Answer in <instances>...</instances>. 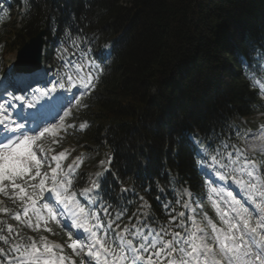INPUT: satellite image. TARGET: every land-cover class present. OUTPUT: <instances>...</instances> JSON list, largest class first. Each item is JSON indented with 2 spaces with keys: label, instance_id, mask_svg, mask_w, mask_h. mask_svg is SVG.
Wrapping results in <instances>:
<instances>
[{
  "label": "trees",
  "instance_id": "obj_1",
  "mask_svg": "<svg viewBox=\"0 0 264 264\" xmlns=\"http://www.w3.org/2000/svg\"><path fill=\"white\" fill-rule=\"evenodd\" d=\"M120 1L27 0L13 43L22 46L42 28L49 33L57 27L65 44L74 46L62 27L66 22L93 34L96 43L113 41L109 57H101L91 98L98 111L89 148L95 152L105 141L112 172L143 192L150 215L162 218L164 197L154 198L170 182L180 185L172 190L179 195L185 181L192 189L198 185L185 133L216 143L227 136L228 119L256 102L241 62L247 59L245 68L264 55V0ZM109 180L110 192L117 184ZM150 185L151 195L145 191Z\"/></svg>",
  "mask_w": 264,
  "mask_h": 264
},
{
  "label": "snow or ice",
  "instance_id": "obj_2",
  "mask_svg": "<svg viewBox=\"0 0 264 264\" xmlns=\"http://www.w3.org/2000/svg\"><path fill=\"white\" fill-rule=\"evenodd\" d=\"M25 3H27V0H25ZM58 58H61L59 53ZM65 63L77 69L78 79H75L72 74H67L65 82L58 79L50 88L34 90V94L38 93L40 97L57 93L58 89L72 92L71 99L68 101L69 106L66 109L61 103L65 99L63 96L53 97L52 103H60V110L64 113L59 116L61 122H64L66 117L70 116L73 107L79 108L81 106L82 97L95 87L94 81L103 71V58H101V63H96L90 57L88 58V74L86 77L80 75V73H83L84 68L79 62L65 61ZM43 76H47V73H44ZM73 89L76 91L73 92ZM12 101H21L26 103L29 108L33 107V101L23 95H13L11 100L0 103V193L7 195L6 189L10 188L21 201L26 197L28 205L24 207L25 217L29 215V208L38 213L37 202L41 201L42 210L47 212V217L44 218L45 224L48 223V220L61 223L59 219L61 216L70 218L71 228L77 231L68 232V239L71 241L68 247L72 249L76 256L81 257L79 264H85L84 256L88 258L89 262L94 261V264H144V256L141 254V250L143 253H149L147 264H156V261L152 259L153 256L157 260H166V264H264V183L257 182V162L245 158L239 169H232L233 173L239 171L240 178H237L235 182L246 192V198L254 206V211H250L240 200L236 199L232 191H227V197L231 199L233 205L237 206L232 208V211L235 212L233 219L236 222L229 225L227 234H223V236L221 235L222 230H218L216 225L212 224V231L216 233L217 248L205 243L204 237H201L200 242L197 243L194 239L185 240L181 238L179 232L173 233L172 240L163 241L162 246L158 247L162 237L158 233L153 236L151 231L143 237V242L138 248L134 245L132 239H124L121 233H116L114 237L110 236L111 222L107 227L99 223L93 227L88 226L90 217L99 219V216L86 210V206L77 200V194L69 191L72 180L67 179V176H71V172L60 177L59 180L57 179L59 163L51 169L52 186H46L45 181L48 174L47 172L41 174V160L37 158L34 146L38 147L37 142L45 134H51L58 125L46 122L48 126L37 131L40 128L39 124L36 128H27L26 125L11 121L7 109L13 107ZM72 101H75V103L73 104ZM57 115H59V110ZM68 127H72V125H68ZM84 127V124L80 125L81 129ZM64 155V152H60L59 156H53L52 160H59ZM240 155V151H237L236 156L239 158ZM231 163L235 164L236 161ZM72 167V165H69L70 169ZM224 167L228 168L229 165ZM33 169H35V174L29 176ZM245 175L247 180L243 179ZM26 176L33 181L39 177V183L29 185L28 180H25ZM225 178L223 174L219 176L221 181ZM5 181L8 183L5 184ZM17 181H23L24 186L22 187ZM100 183H102V180L98 176L93 187L86 189L80 195H86L88 192L96 190ZM25 187H30L31 191L26 193ZM122 191H126V189H122ZM213 191H216V189H213ZM221 191L223 192V190ZM53 198L54 205L52 204ZM43 201H48V203H43ZM164 207L167 208L168 205L165 204ZM0 211H7V209H0ZM105 214H107V208H105ZM120 215L122 213L118 214L116 219H119ZM180 215L183 216L184 213H180ZM254 216L256 218L255 226L251 222ZM15 219L19 221L21 219L20 215L17 214ZM171 219L175 220L176 217L173 216ZM221 219L224 218L221 217ZM224 222L228 223L226 220ZM209 223L211 224V221ZM117 228H119V225H117ZM8 229L11 232L12 225H8ZM81 229L83 235L80 233ZM101 230L104 235L99 234ZM233 230L239 234H233ZM128 231V227L125 226L123 232ZM197 231L203 230L197 229ZM132 235L139 236L140 230L138 229ZM192 236L195 237V233ZM0 241L8 243L2 235H0ZM40 241L42 242V248L38 247L35 241L31 244H18L10 248L9 251L18 253V256L11 259L9 264H65L66 257L61 255L57 259L53 245L46 242L44 236H40ZM55 247L60 246L55 245ZM150 249H154V251L150 252ZM176 254H179V260L175 259Z\"/></svg>",
  "mask_w": 264,
  "mask_h": 264
},
{
  "label": "rangeland",
  "instance_id": "obj_3",
  "mask_svg": "<svg viewBox=\"0 0 264 264\" xmlns=\"http://www.w3.org/2000/svg\"><path fill=\"white\" fill-rule=\"evenodd\" d=\"M127 0H123V2H119V3H126ZM10 15L8 16L7 20L5 21L3 27H0V76L2 77H13L12 74V65H13V61L15 58V54L19 48V44H14L13 42L15 41L16 37L14 32L16 31V28H19V19L20 17L17 16V18L13 15H11L12 9L10 11L7 12V14ZM12 21H15L14 26L15 28L11 27V23ZM1 25V26H2ZM28 40V39H27ZM25 41V40H24ZM19 45V46H18ZM49 76V75H48ZM48 76H43L41 75V85H42V89L47 88L49 85H51L54 81H57L58 79L62 82H65L67 79V74L65 71L63 70H59L57 71L54 76L52 78H48ZM53 81V82H52ZM25 85H28L29 83L27 81L24 82ZM44 84H46V86H44ZM76 91L75 89H73V92ZM57 96H63L65 99H63L61 101V103L64 104V108H68V101L71 99V97H68V92H63L60 91L58 89L57 93H54ZM79 94V93H77ZM53 95V93H52ZM32 99V101L39 102V106L44 107V103L46 100V97H40L38 93H33L32 95H29ZM42 102V103H41ZM72 103L74 104L75 101H72ZM49 107L54 106L53 104H48ZM98 109L97 106L93 107L92 111L96 112ZM73 110L74 107L71 109V114L69 117H66L64 122H61L59 119V116H62L64 113L61 110L59 115H55L52 116V119L46 120L44 122L41 123L40 128L37 130H42L43 127H47L48 123L46 122H51V123H55L58 125V127L51 133V134H45L44 137H42L38 142L37 145L38 147L34 146V151L37 152V158L41 160V174L43 175L45 172H50L51 169L53 167L57 166V163H59L60 168H62L64 166V164L69 163L73 158H75V156L77 155L76 150L74 149V146L77 145V143H75L76 139H81V134L76 131L75 135H72L71 132H68L69 134H71V136H66L65 131L66 129H70L68 127V125H70L71 123H73L77 118L73 116ZM9 113V112H8ZM50 117V115H47ZM93 117V115H91ZM55 117V119H53ZM74 132V130H73ZM63 137L59 140H57V137L62 135ZM259 139L261 140L259 144H255L257 142H255L253 144L254 147H256V149L258 150L263 148L264 146V130H262L259 134ZM55 141V142H54ZM261 151V150H258ZM60 152H64L65 155L64 157L60 158L59 160H52L53 156H59ZM75 153V154H74ZM35 174V169H33L30 173L29 176L34 175ZM48 179V178H47ZM46 179L45 183L48 182V180ZM25 180H28L29 185L32 184H38L39 183V177L33 181V180H29L28 176L25 177ZM18 183H22L23 181H17ZM5 183H8L7 181H5ZM50 186H52V181H50ZM47 186V187H50ZM30 191L31 188L29 187ZM38 191V190H37ZM40 203H42L41 201L37 202V208L39 209L38 213L33 212V210L31 208H29V214L30 213H34L36 216H41L44 217L47 215V212L45 214L41 213L40 210ZM43 203H48V201H43ZM248 204H250V202H248ZM42 205V204H41ZM61 221V225H65V231L68 234L69 231H74L76 232L77 230L74 228H71V224L70 221L71 220H67L65 217L61 216L60 218ZM72 229V230H71ZM71 241L68 239L67 236V240H63V242L61 243V245H67L70 244ZM70 250L72 251V249L70 248ZM85 251H87V249H85ZM57 259L59 258V256H56ZM83 259L85 260V264H88L87 261V257H83ZM81 257L76 256L73 251H72V255L69 257H66V262L65 264H76V262H80Z\"/></svg>",
  "mask_w": 264,
  "mask_h": 264
},
{
  "label": "water",
  "instance_id": "obj_4",
  "mask_svg": "<svg viewBox=\"0 0 264 264\" xmlns=\"http://www.w3.org/2000/svg\"><path fill=\"white\" fill-rule=\"evenodd\" d=\"M42 35L43 32H40L36 36L30 38L19 50L15 63V68L17 70H30L37 67L42 46ZM27 58L33 59L31 64H26Z\"/></svg>",
  "mask_w": 264,
  "mask_h": 264
},
{
  "label": "bare ground",
  "instance_id": "obj_5",
  "mask_svg": "<svg viewBox=\"0 0 264 264\" xmlns=\"http://www.w3.org/2000/svg\"><path fill=\"white\" fill-rule=\"evenodd\" d=\"M26 110L28 111L29 110V107L26 106Z\"/></svg>",
  "mask_w": 264,
  "mask_h": 264
}]
</instances>
